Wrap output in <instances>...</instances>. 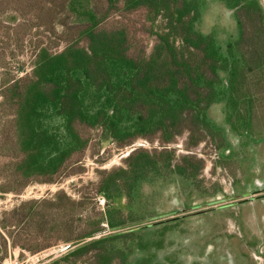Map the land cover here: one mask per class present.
<instances>
[{
	"label": "trees",
	"instance_id": "trees-1",
	"mask_svg": "<svg viewBox=\"0 0 264 264\" xmlns=\"http://www.w3.org/2000/svg\"><path fill=\"white\" fill-rule=\"evenodd\" d=\"M215 1L234 9L238 24V36L225 50L214 35L200 31L209 0H0V43L3 36L18 37L23 28L31 33L29 46L23 45L24 55L30 50L29 72L4 79L0 91L7 111L0 124V158L7 159L0 163V196L83 174L93 132L100 143L117 149L138 140L160 147L134 148L123 167L97 171L93 190L103 197V213L89 210L92 199L85 193L75 201L62 190L4 213L1 230L20 225L42 242L27 247L14 239L13 245L29 253L69 245L51 264H165L150 251L159 247L149 238L153 225L124 229L141 219L123 218L114 207L123 199L126 207L134 205L143 186L172 176L196 177L203 160L192 164L186 156L176 162L167 147L183 135L188 148L208 139L214 143L220 130L209 116L211 106L224 105L234 132L246 125L245 70L258 65L264 51L260 5L257 0ZM140 10L144 21H132ZM246 14L252 16L251 26L242 19ZM158 19L162 25L150 52L145 47L133 52L130 31L141 22L152 29ZM38 30L42 38L34 46ZM49 37L64 47L52 51L44 42ZM106 230L113 233L103 235Z\"/></svg>",
	"mask_w": 264,
	"mask_h": 264
},
{
	"label": "rangeland",
	"instance_id": "rangeland-1",
	"mask_svg": "<svg viewBox=\"0 0 264 264\" xmlns=\"http://www.w3.org/2000/svg\"><path fill=\"white\" fill-rule=\"evenodd\" d=\"M144 17V11L140 10L132 14V21L135 22L136 19L144 21ZM161 25L159 19L153 23L152 29L147 22L137 23L136 28L130 31L132 51L136 53L145 47L146 52L149 53L156 40L154 33ZM234 25L233 19L229 17V12L222 3L209 0L200 27L203 33L215 30L220 39H224L228 34H234ZM35 33L37 40L34 41V46L42 38L41 30ZM30 34L26 28H23L18 31V37L14 34L8 40L6 36H3V42L0 43V91L4 79L21 77L29 72L31 67L30 50L24 55L23 45L29 46L31 41L28 37ZM16 38H20L18 43H16ZM54 39L55 37H49L44 42L52 48V51H60L64 44L62 42L55 44ZM30 47L34 51V47L32 45ZM20 61L22 64L18 67L17 64ZM1 103L2 97L0 96V106ZM221 106L220 104L211 106L209 116L218 127L223 129L226 121ZM6 113L7 111L1 106L0 124L4 122ZM260 117L261 111L257 114L256 127L264 126V119ZM254 122L256 123L255 119ZM224 130L221 131L224 132ZM220 133L217 134L214 143L208 139L205 143L188 148L186 147V135H183L167 147L174 151L177 157L176 162H180L182 157L186 156L193 158L192 164L203 160V169L198 171L192 181L172 176L154 185L143 186L141 192L138 193L136 203L131 207H126L124 199L121 206L115 205L114 207L119 211V216L123 218L139 215L138 218L141 219L136 221V218L132 225L124 229L159 223L160 228L152 226L148 229L153 245L159 246L157 249H150L156 255L157 260L169 259L174 264H255L250 258L252 253L261 255L264 259V201L252 200L244 196L243 192L253 188L255 180H257L254 182L256 185L264 184V134L263 139L258 142L249 140L248 145L245 146L244 137H237L226 132V142L223 147L226 144L227 146L224 154L225 156L233 154L227 158L221 154L224 149L219 150L223 145ZM91 135V143L82 162L83 174L65 179L58 185L33 183L28 185L20 195L0 196V221H2L4 213H8L21 202L49 199L58 190L64 191L75 201L85 193L92 199L89 210L94 207L95 213H103L105 209L103 197L94 195L93 190V186L99 181L97 171H110L123 167V160L134 148L146 151L160 150L155 142L147 143L143 140H138L130 147L117 149L112 143H100L98 133L93 132ZM220 143L222 144L219 145ZM243 157L251 158V163L248 161L245 163L246 160ZM4 161L7 159L0 158V163ZM232 164L237 166L232 167ZM246 165L248 166L246 167ZM232 191L235 193L234 196ZM223 196L229 202L215 204L217 199H224ZM211 208L213 211L201 215L195 214L198 211ZM175 218H181V220L165 230L163 235L160 234L163 222ZM120 231L117 230L114 233ZM112 233L106 230L103 235ZM14 239L27 247L42 243L41 240H35L28 236L23 226L11 227L7 230L0 229V264H3L4 260L8 258L17 259L19 264H51L57 259L53 257L57 254H50L53 248L29 253L13 245ZM33 256H36L39 261L36 262V258H32Z\"/></svg>",
	"mask_w": 264,
	"mask_h": 264
},
{
	"label": "flooded vegetation",
	"instance_id": "flooded-vegetation-1",
	"mask_svg": "<svg viewBox=\"0 0 264 264\" xmlns=\"http://www.w3.org/2000/svg\"><path fill=\"white\" fill-rule=\"evenodd\" d=\"M257 1L259 2V5H260V16H259L260 17V23L264 27V4H263L264 0H257ZM222 5L229 12V17L232 18L233 21H234V24H235L234 25V27H235L234 34H228L224 39H220L218 33L215 30L214 31L211 30L208 33H203V31L200 28V31L203 34H212V35H214V37L216 38L217 42L220 44L221 48L223 50H225L227 41L228 40H234V39L237 38V36H238V24H237V21H236V18H235L234 9L230 10V9H227L223 3H222ZM207 6H208V4H207ZM207 6H206V8H207ZM205 10H204V12H205ZM203 15H204V13H203ZM251 17H252L251 14H246V15L242 16V19L244 20L245 24L248 25V26H251L253 24ZM202 22H203V19H202ZM202 22H201V25H202ZM201 25H200V27H201ZM250 34H251V31H250ZM244 82H245V84H247V86L249 88V91H250V101H249V104L247 106V108L249 107V109H248V112H247L246 125L244 126L243 130L240 131V133H236L233 130H231V128L225 122V124H224L225 126L223 128L225 130H224V132H222L221 130H223V129L218 127V125L211 119L214 122V124L216 125V127L220 130V132H222L220 134H222V136H223L222 137L223 145L220 146L219 150H221L222 148L224 149L223 152L221 153L224 156H225L224 151H225V148L227 146V144H226V146L223 147L225 145V142H226V138H225L226 132H230V133L234 134L237 137H244L245 146L248 145V141L249 140H254V141L258 142L260 139H263L262 136L264 134V126L256 127L255 125H257V123H258V120H257L258 112L261 111V117L260 118L264 119V95L261 98V95L264 94L263 93L264 92L263 91L264 90V51H263V54H262L261 62L258 65L257 64H252L249 69L245 70ZM215 105H219V104H215ZM220 105H222L221 106V110L223 111V114H224V105L223 104H220ZM224 117H225V115H224ZM254 119L256 120V123L254 122ZM256 128H257L258 131L256 130ZM232 155L233 154H229V155L227 154L225 157L229 158ZM234 155H235V153H234ZM235 156H237V155H235ZM243 159L246 160L245 163L247 161H248V163H251V161H250L251 158H249V157L244 158L243 157ZM236 166H237L236 164H232V167H236ZM247 166L248 165H246V167ZM173 177L179 178V177H176V176H173ZM179 179H181V178H179ZM181 180H183V179H181ZM256 181L257 180H255L254 182H256ZM254 182H253V188H250V189H247V190L243 191L245 193L244 196H247V197L251 198L252 200L264 201V184L261 183V185H258V184L256 185V184H254ZM256 186L257 187L259 186V187L257 188ZM232 194H233V196L235 195V193L233 191H232ZM223 198L224 199H217L215 204H219V203L223 204V203H228L229 202V200L227 198H225L224 196H223ZM227 205H229V204H227ZM227 205H225V206H227ZM216 207H220V206H216ZM213 208L204 209V210L196 212L195 214L196 215H198V214L201 215V214L213 211ZM194 215H192V216H194ZM263 219H264V217H263ZM180 220H181V218L171 219V220L163 222V225L164 224H168L166 226V230H168L170 226H172L173 224L179 222ZM156 225H159V223H156ZM156 225L154 224L153 226H156ZM154 248L157 249L156 247H154ZM62 255H60V256H62ZM250 258H251V260L253 262H255V264H263L264 263V259L261 257V255H255V254L252 253L250 255ZM157 261L163 262L165 264H174L173 262L169 261V259H164L162 261L157 260Z\"/></svg>",
	"mask_w": 264,
	"mask_h": 264
},
{
	"label": "built area",
	"instance_id": "built-area-1",
	"mask_svg": "<svg viewBox=\"0 0 264 264\" xmlns=\"http://www.w3.org/2000/svg\"><path fill=\"white\" fill-rule=\"evenodd\" d=\"M52 248H53L52 249L53 251L50 254L51 255L57 254V256L56 255L53 256L54 259H56L60 255L66 253L68 251L69 245L61 244V245H58V246H55V247H52ZM32 258H36V256H33ZM35 260H36V262L39 261L38 258H36ZM3 264H19V263H18L17 259H15V258L13 260L11 258H8V259L4 260Z\"/></svg>",
	"mask_w": 264,
	"mask_h": 264
}]
</instances>
